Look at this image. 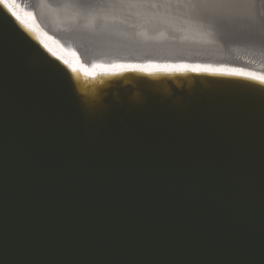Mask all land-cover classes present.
<instances>
[{
    "label": "water",
    "instance_id": "95a60500",
    "mask_svg": "<svg viewBox=\"0 0 264 264\" xmlns=\"http://www.w3.org/2000/svg\"><path fill=\"white\" fill-rule=\"evenodd\" d=\"M33 29L0 2V264H264V81L86 75Z\"/></svg>",
    "mask_w": 264,
    "mask_h": 264
},
{
    "label": "bare ground",
    "instance_id": "6f19581e",
    "mask_svg": "<svg viewBox=\"0 0 264 264\" xmlns=\"http://www.w3.org/2000/svg\"><path fill=\"white\" fill-rule=\"evenodd\" d=\"M86 75L200 68L264 81V0H8ZM31 14V15H30Z\"/></svg>",
    "mask_w": 264,
    "mask_h": 264
},
{
    "label": "snow or ice",
    "instance_id": "6c2138e0",
    "mask_svg": "<svg viewBox=\"0 0 264 264\" xmlns=\"http://www.w3.org/2000/svg\"><path fill=\"white\" fill-rule=\"evenodd\" d=\"M0 2L4 3L5 7H7L9 9V11H11L13 13V15H15L17 17V19H20V16L14 10L15 6L13 4L8 3V0H0ZM33 30H35V29H33ZM73 70L75 71L76 69H73ZM121 70H125V69H121ZM137 70L149 71V69H146V68H139ZM156 70L157 71H207L208 69H200V68H160V69H156Z\"/></svg>",
    "mask_w": 264,
    "mask_h": 264
}]
</instances>
